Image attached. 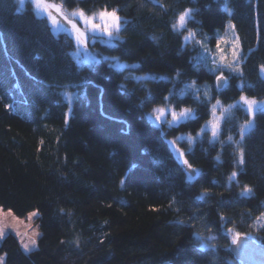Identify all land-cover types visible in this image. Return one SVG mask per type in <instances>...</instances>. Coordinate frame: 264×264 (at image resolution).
<instances>
[{
  "label": "trees",
  "instance_id": "1",
  "mask_svg": "<svg viewBox=\"0 0 264 264\" xmlns=\"http://www.w3.org/2000/svg\"><path fill=\"white\" fill-rule=\"evenodd\" d=\"M54 1L116 12L120 39L95 46L124 64L80 63L75 39L32 2L0 0V207L37 211L41 230L28 253L14 236L3 241V264H242L236 238L264 244V105L245 131L251 115L237 104L264 101V0ZM230 20L240 52L220 67L204 40L218 52ZM145 73L154 77L136 79ZM217 98L231 107L214 138L200 131ZM161 107L195 115L159 126L150 115ZM181 135L196 137L178 142L190 167L169 141Z\"/></svg>",
  "mask_w": 264,
  "mask_h": 264
},
{
  "label": "rangeland",
  "instance_id": "2",
  "mask_svg": "<svg viewBox=\"0 0 264 264\" xmlns=\"http://www.w3.org/2000/svg\"><path fill=\"white\" fill-rule=\"evenodd\" d=\"M20 5L23 8L27 2H32L37 14L42 17H46L53 30L56 33H68L70 34L76 41L77 48L74 52L75 57L77 60L84 64V63H97L101 60H109L112 66L115 67H121L124 62L120 61L118 58H110L104 54H102L99 51V48L95 46L96 43H101L105 45L113 46L116 44L117 40L120 39V32L123 28V19L116 13L117 20L113 22V20L110 17H105L103 20L100 18L99 13L94 14H86L85 12L81 10H68L64 7L62 3H58L54 0H19ZM80 12H83L85 16L91 18L94 23L100 24L102 27L98 29H93L89 24L85 23V20L83 17L80 16ZM111 12V11H108ZM231 12V11H230ZM189 12H186L183 17V21L181 19L179 20L177 24L178 29H183L186 26L187 20H188ZM53 20H55V23H53ZM75 25V28L73 27ZM107 25L109 27V32L103 31V26ZM77 29L80 32L84 33L83 41L77 39ZM217 37L221 40L225 41L224 44L221 45V50L216 52L214 42L211 40L210 36L205 37V51L206 58H210L214 61V63L217 66L223 67L227 66V64H231L234 66L235 64L233 61L237 59V56L240 51H238V48H240L239 39L236 33L235 25L232 20H230L227 23V26L224 31H219L217 33ZM196 34H192L188 36V41L196 40ZM219 39V40H220ZM198 43L200 47L202 48L201 41L198 40ZM235 53V54H233ZM228 61H232L229 63ZM238 61V60H237ZM227 81H225V84ZM194 85V84H193ZM248 100H255L256 102L252 105V111L249 112L251 115V121L245 127V131L248 130L254 123H255V113L256 111L264 105V101H258L254 98L246 97ZM239 105H244V107L249 111L248 106L246 103L240 101L237 102ZM222 109V106L216 105L215 108H213L211 119L204 124L202 130L200 131L202 134L204 131H211L212 132V122L219 119L220 125L221 122L226 116V109L223 110V117H220V111ZM184 110V109H182ZM182 110H176L173 108H165V114H160L158 112V109L155 110L151 115V120L159 126L165 125L166 127H173L178 125L179 123L183 121H187L190 118H193L195 115L194 110H189L185 113L184 116H180L178 120H173L171 118V113L175 111L177 115ZM160 115V119L157 120L156 116ZM219 132V127L217 128V134ZM201 133L198 134V137H200ZM217 136V135H216ZM214 136V138L216 137ZM183 139H188L191 144H193L196 141V137L194 136H184L181 135L177 139H171L170 144L172 146V149L175 151L177 156L181 159L182 163H184V158L182 157L183 151L180 149L178 142L182 141ZM190 178H192L190 174ZM39 213L37 211H33L29 213L25 217H20L16 215L11 210H5L2 207H0V244L3 243L7 238L10 236L16 237V239L20 242L23 250L25 252H31L38 248V241L41 237V230H40V224L38 222ZM35 241V243H32V241ZM237 238L235 239V241ZM27 245V247H25Z\"/></svg>",
  "mask_w": 264,
  "mask_h": 264
},
{
  "label": "water",
  "instance_id": "3",
  "mask_svg": "<svg viewBox=\"0 0 264 264\" xmlns=\"http://www.w3.org/2000/svg\"><path fill=\"white\" fill-rule=\"evenodd\" d=\"M219 88H223L225 79H218ZM193 176L196 175L194 170L188 169ZM232 254L242 264H264V244L259 243L251 237L241 235L230 247Z\"/></svg>",
  "mask_w": 264,
  "mask_h": 264
},
{
  "label": "snow or ice",
  "instance_id": "4",
  "mask_svg": "<svg viewBox=\"0 0 264 264\" xmlns=\"http://www.w3.org/2000/svg\"><path fill=\"white\" fill-rule=\"evenodd\" d=\"M79 14H80L81 17L84 18L85 23L89 24L93 29H98V28H101V27H102L100 24H96V23H94L93 20H92L91 18L85 16V14H84L83 12H80ZM99 15H100V18H101L102 20H103L105 17H110V18L113 20V22H115V21L118 19L117 16H116V13H115V12H108L107 10L101 11V12L99 13ZM180 19H181V21H183L184 17L181 16ZM53 23H55V20H53ZM73 27L75 28V25H73ZM103 31H105V32H109V27H108L107 25H104V26H103ZM109 34H111V33L109 32ZM83 37H84V33H83V32H80V31L77 29V39L83 41ZM224 43H225V41H223V40H218V42H217V51H220V50H221V45L224 44ZM233 54H235V53H233ZM222 78H223L222 76L217 77V79H222ZM239 99H240V101H242V102H244V103L247 104L248 109H249V112H251V111H252V105H253L256 101H255V100H248L244 95H241ZM188 111H189L188 109H184V110H182L178 115H177V113H176L175 111H173V112L171 113V118H172L173 120H178L180 116H184L185 113L188 112ZM158 112H159L161 115H162V114H165V109H164L163 107H161V108L158 109ZM156 119L159 120V119H160V115H157V116H156ZM218 127H220V125H219ZM241 158H242V154H241ZM184 163H185V165H188V161H187V160H185ZM188 166L190 167V165H188ZM232 175H233V176H236L237 173H236V172H233ZM32 243H35V241L33 240ZM25 247H27V245H25ZM0 264H3V260H2V258H0Z\"/></svg>",
  "mask_w": 264,
  "mask_h": 264
},
{
  "label": "clouds",
  "instance_id": "5",
  "mask_svg": "<svg viewBox=\"0 0 264 264\" xmlns=\"http://www.w3.org/2000/svg\"><path fill=\"white\" fill-rule=\"evenodd\" d=\"M153 39H155V37H153ZM177 71H179V70H177ZM146 77H154V76H153L152 74L145 73V74H141V75H139L136 79H137L138 81H148V80L145 79ZM218 77H219V76H218ZM154 79H155V78H153L152 80H154ZM126 87H130V88H131V86H127V85H126ZM143 87H144L145 89H148V88H150V84L145 83V84L143 85ZM146 92H147V91H146ZM144 94H145V93H144ZM142 100H143V97H141V101H142ZM219 104H221V100H220L219 98H217V99L215 100V103L212 105V107L215 108V106H216V105H219ZM230 107H231V105H226V110H227V108H230ZM220 117H221V118L223 117V113L220 114ZM219 125H220V121H219V119L216 120V121H213V122H212V132H211V135H212V136H216V135H217V128H218ZM223 139H224L225 141H227V142H231L232 144L239 145V141H238V140H234L232 134H227L226 136H224ZM221 156H222V153H221L220 151H218L216 154H214V156H213V160H214V162L217 163V164L222 163V158H221Z\"/></svg>",
  "mask_w": 264,
  "mask_h": 264
}]
</instances>
